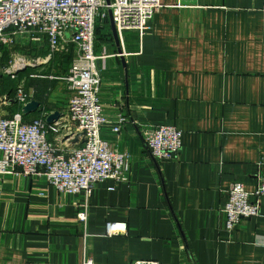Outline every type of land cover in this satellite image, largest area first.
Wrapping results in <instances>:
<instances>
[{
	"label": "crops",
	"instance_id": "crops-1",
	"mask_svg": "<svg viewBox=\"0 0 264 264\" xmlns=\"http://www.w3.org/2000/svg\"><path fill=\"white\" fill-rule=\"evenodd\" d=\"M160 3L143 35L124 32L119 46L109 24L96 39V54L107 56L101 137L128 155V181L107 180L86 198L44 178L0 175V264H264V197L258 216L233 229L223 213L233 184L254 192L264 174V0ZM0 51L2 67L23 58L30 64L19 78L50 84L25 88L40 103L21 109L25 121L66 116L45 45L18 36ZM5 80L0 116L9 117L19 111L7 103L18 84L4 92ZM120 116L128 123L115 134ZM145 125L182 132L179 161L156 164L138 130ZM110 222L125 223L126 233L108 236Z\"/></svg>",
	"mask_w": 264,
	"mask_h": 264
},
{
	"label": "built area",
	"instance_id": "built-area-1",
	"mask_svg": "<svg viewBox=\"0 0 264 264\" xmlns=\"http://www.w3.org/2000/svg\"><path fill=\"white\" fill-rule=\"evenodd\" d=\"M160 8V0H0V44L11 46L16 37L27 36L35 43L46 41L50 59L70 46L78 52L77 62L63 79L72 94L66 116L61 115L52 124L43 120L27 122L22 112L0 116L1 176L44 178L59 193L84 194L86 198L107 180L128 181V155L112 150L101 137L107 119L99 91L107 56L95 52L96 26L111 13L119 39L127 31L143 35ZM13 61V68L5 73L17 79L30 63L23 58ZM32 101L33 95L20 83L15 95L7 98L8 104L18 103L22 109ZM126 123L128 119L120 116L112 132L119 134ZM138 130L159 167L165 161L180 160L183 147L179 129L145 125ZM227 197L223 213L228 228L233 229L241 221L258 216L259 199L264 197V174L256 191L249 192L242 183H235ZM80 219L86 221L87 217L81 214ZM126 231L125 223L107 224L108 236ZM131 264L159 263L144 260Z\"/></svg>",
	"mask_w": 264,
	"mask_h": 264
},
{
	"label": "rangeland",
	"instance_id": "rangeland-1",
	"mask_svg": "<svg viewBox=\"0 0 264 264\" xmlns=\"http://www.w3.org/2000/svg\"><path fill=\"white\" fill-rule=\"evenodd\" d=\"M109 24H111L110 23V15L108 16V18L104 19L103 21L102 20H99L98 21L97 26H96V39H97V34L98 33H100V34L101 33L106 34L105 33L106 30L108 32V30H109V26L108 25ZM41 44L45 45V47L47 49V52L45 51L43 53L42 59L43 60H46V58H47L48 59V62H50L51 60L54 59L53 75H54L55 78H59V80H53L54 81V83L52 84L53 87H54L53 91H55V92L58 93L59 99L62 98L61 99V102H63V106H65L68 103L69 97H68L67 93L65 92L64 86L61 83L64 82L63 81L64 76H66L69 73V71L72 70L73 65L77 62L76 59H77V53L78 52L75 50L74 47L70 46L67 51L61 53L58 56H56V54H55L54 58L52 57L50 59L49 45L46 43V41L44 43H41ZM11 55H13V54H11ZM8 62L9 63H7V61H5V63H7V67H2V65H0V78H1V76H5V77H8V79H10V77L8 76V74L5 73V72L7 71V69H12L13 68L12 66H13V64H14L15 61L9 60ZM21 73H23V72H20L19 75ZM23 77H25V76H22L21 78H17V79H10V80L13 81V82H15L16 85L18 83L24 85L25 88H26L27 85L26 84H23V82H25L27 80L34 81V79H32V78H34L33 76H30L31 78L28 76L30 79L25 78V80H24ZM21 79H23V82L21 81ZM34 82H36V81H34ZM29 94L30 95H33L32 93H29ZM55 96H57V95H55ZM4 100L0 99V103L4 102ZM55 100H56V98H55ZM37 120H43L44 122H46V124H52V123H48V121H47L48 118L45 119V117H40L39 119H35L34 121H37Z\"/></svg>",
	"mask_w": 264,
	"mask_h": 264
},
{
	"label": "water",
	"instance_id": "water-1",
	"mask_svg": "<svg viewBox=\"0 0 264 264\" xmlns=\"http://www.w3.org/2000/svg\"><path fill=\"white\" fill-rule=\"evenodd\" d=\"M109 2V0H107ZM110 23H111V26H112V33H113V36L117 42V44L120 46V41H119V36H118V33H117V30H116V27H115V24H114V21H113V17L110 13ZM119 54L122 55V50L121 48H119ZM40 108V103L37 102V101H32L30 102L29 104H27L24 108H23V114L24 115H27L31 112H34L36 110H38ZM61 117V113L59 112H55L53 114H51L49 117H48V123H52L53 121H56L58 120L59 118Z\"/></svg>",
	"mask_w": 264,
	"mask_h": 264
},
{
	"label": "trees",
	"instance_id": "trees-1",
	"mask_svg": "<svg viewBox=\"0 0 264 264\" xmlns=\"http://www.w3.org/2000/svg\"><path fill=\"white\" fill-rule=\"evenodd\" d=\"M29 85H30V87H35L36 86L37 89L39 88V91L45 92L46 90L49 89V86H47V85H50V84L48 82H44V81L42 83L41 82L35 83V82L30 81V82H28V85L27 86H29ZM2 86H3V91L4 92H7L8 91L9 93H12V91H14L13 89L16 86V83L15 82H12V81L10 83L9 81H6L5 80V82L3 83ZM40 89H42V90H40ZM43 95H44V93L41 94V95H39V97L42 99L43 98ZM35 98H36V96L34 97V99ZM38 100H40V99L38 98ZM16 105L18 106V107L16 106L17 109L19 110L18 112H21L22 106L20 104H18V103H16ZM23 118H25V117H23ZM29 122H34V120L33 121L31 120Z\"/></svg>",
	"mask_w": 264,
	"mask_h": 264
}]
</instances>
